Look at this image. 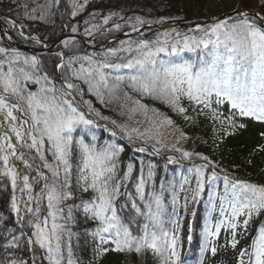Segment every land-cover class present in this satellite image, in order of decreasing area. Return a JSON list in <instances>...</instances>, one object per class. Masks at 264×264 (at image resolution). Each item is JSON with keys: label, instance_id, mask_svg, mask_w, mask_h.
Returning <instances> with one entry per match:
<instances>
[{"label": "snow or ice", "instance_id": "6c2138e0", "mask_svg": "<svg viewBox=\"0 0 264 264\" xmlns=\"http://www.w3.org/2000/svg\"><path fill=\"white\" fill-rule=\"evenodd\" d=\"M11 4L19 10L17 16L0 19L18 29L25 40L40 44L38 37L25 32L22 20L52 22L62 0H11ZM88 5L89 0H69L71 18L83 13ZM258 7L261 11L236 8L234 17L213 18L214 22L197 24L189 33L172 29L152 40L122 41L120 47L99 54L73 52L65 56L60 51L55 54L58 62H54L51 73L36 55L0 46V176L11 181L10 207L19 225L15 229L6 224L7 217L0 216V228L4 229L0 264H82L73 246L75 239V249L80 247V233L74 228L81 218L85 224L94 225L83 231L91 237L95 260L110 251L137 255L150 251L158 264H183L177 247L183 219L180 209L186 214L190 202L198 203L206 184L203 236L205 240L218 237L224 226L231 232L229 243L235 249L240 243L237 236L248 231L253 216L264 213V185L226 174L219 189L213 184L218 174L209 157L177 147L187 139L184 132L175 127L171 117L149 108L136 96L159 101L185 120L192 119L190 110L204 114L207 109L213 120L222 124L227 120L233 128L246 127L235 124L237 114L264 123V0H258ZM116 15L101 14V23H92L97 13H89L84 34L110 30L106 26ZM151 23L136 16L130 27L139 33ZM120 27L114 24L115 29ZM71 31L76 33L78 27L73 25ZM60 43L69 51L77 47L72 38ZM30 85H35V90ZM86 94L95 96L102 105H106V95L108 103L121 101L120 115L126 110L129 121L137 114L144 117L135 126L113 119V127L104 129L112 137L119 134L133 144L139 142L136 151L159 154L168 149L180 153L183 159L195 155L204 161L194 166L195 185L191 186L188 177H183L179 186L174 179L161 177L157 189L154 166L141 163L133 185L135 195L128 191L135 166L129 161L121 173L123 148L107 140L100 142L94 131L100 126L90 115L105 121L109 117L84 99ZM185 100L189 107L184 106ZM225 104L232 115L221 120L219 109ZM145 121L148 126L141 128ZM164 128L179 133L175 144L165 143ZM176 162L168 157V163ZM209 168L213 169L211 174L206 171ZM18 186L19 200L15 194ZM180 192L185 193L182 206ZM165 193L170 197L168 202ZM216 211L221 219L213 231L210 220ZM192 215H196L194 209ZM17 230L20 235L15 234ZM37 247L42 254H36ZM206 250V244H202L200 264ZM210 251L214 256L217 248L212 246ZM237 264H264V221L250 243L240 249Z\"/></svg>", "mask_w": 264, "mask_h": 264}, {"label": "trees", "instance_id": "16d2710c", "mask_svg": "<svg viewBox=\"0 0 264 264\" xmlns=\"http://www.w3.org/2000/svg\"><path fill=\"white\" fill-rule=\"evenodd\" d=\"M20 2H24V0H20ZM206 4V0H89V5L86 10L73 19L70 16L69 0H62V6L53 17L52 22L30 21L27 19L22 20V22L25 24V32L38 37L42 41L40 44L33 43L30 40H25L19 35L18 29H13L10 25L5 23L3 19H0V24L2 28L8 30L15 42H18L20 45L25 47L41 49L44 45H51L64 36H78L87 40H92L96 43L108 41L112 39V37L114 38V36L121 34L123 35L124 33L132 31L130 23L134 22V18L136 16H140L146 21H151V24H199L208 19V14L206 12L208 10ZM9 7L12 8V11H9ZM18 11L19 10L16 8V5L11 4V0H0V17L11 16L12 18H15ZM258 11H261V9L258 8ZM93 12L97 13V16L94 20H92V23H101V14L108 15L110 13H116L117 15L113 16L109 22V25L106 26V28L110 30L101 29L100 32H95L92 36H86L84 34V29L87 26L84 24V20L88 19L89 13ZM20 14L22 17V12ZM120 17H124L125 19L122 20ZM129 17H132L133 20L129 21L127 19ZM117 23L121 25L119 30L114 28V24ZM73 25L78 27V31L76 33L71 31V27ZM171 30L172 29L154 31L145 30L137 35H134L132 38L114 42L111 48L120 47L122 41H135L139 39L152 40L155 39L158 34ZM176 30L183 34L189 33L193 29L184 30L182 28H178ZM74 43L77 45V47H73L71 51L62 47L61 44H58L57 47L52 49L50 53L43 55L31 54L22 50L19 51L27 55H36L42 60L45 69L50 73L53 70L54 62H58V57H56L55 54L59 52V50L63 51L65 56L71 55L73 52L78 54L101 53L99 50L87 49V47L79 40H74ZM0 46L2 45L0 44ZM140 98L142 99V102L147 104L150 108L158 109L162 113L171 117L175 121V127L180 131H183L187 137V139L181 140L180 143L177 144V147H181L182 149L185 147L184 150L191 153H200L202 155L208 156L215 165L214 170L218 176L223 177L227 174L236 180L264 185V150H261V146H264V136H262L261 133H264V130L250 131L246 117H241L239 115L234 117L235 124H244L246 125L244 128H233L229 125L227 120H224V118L221 117V120H224V123H221L220 125H222L224 130V146H226V155H224L226 172L225 174H222L216 167V158L214 157L215 137L213 136V133L217 123L216 120L211 118V113L208 112L207 109H205L204 114H198L199 110H197V112H192L190 110L188 115L192 117V119L185 120L183 116L178 115L175 112H171L166 107H161L159 101L152 100L147 97ZM84 99L91 100L93 107L96 108L102 116L109 117V121H105L99 119L94 114L90 115V118L96 120L97 124L100 126L99 128L94 129L99 137L100 142L107 140L111 143H116L123 148V151L120 155L121 173L129 161L134 164L135 167L132 174V179L128 185V191L132 192L133 195H135V189L133 185L136 183L140 175L141 163L144 165L151 163L154 166L156 171L155 185L157 189L159 188L161 177H165L167 180L174 179L177 182V186H179V182L187 175L190 166H193L194 168L195 165L204 163V161L195 155H193L191 159H183L180 153L170 151L168 149H162L159 154H150V152L141 153L136 151L135 148L139 146V142H137V144H133L126 138L122 139L119 134L116 137H112L104 130L105 126L108 128L113 127L110 123V120L113 119L117 120L118 123H127L132 125V122L127 120L126 115H120L121 101L113 100V102L108 103L107 95L105 96L106 105H102L95 96L88 94L84 96ZM184 106L189 107V104L186 100L184 101ZM83 110L87 112V107L84 106ZM228 116L229 115H226L225 117ZM140 127L142 128V125H140ZM116 131L119 133L118 129H116ZM177 134L179 135L178 132ZM178 135L174 138H177ZM165 143L168 145L175 144L176 139L170 143ZM169 156L174 157L177 162L171 164L168 163ZM49 159H51V157H49ZM17 164L21 171L27 173V169H25L22 164L19 162H17ZM146 170L147 169H145V171ZM206 171L208 174H211L213 169L209 168ZM31 174L35 175L34 172ZM20 183L22 184V181H20ZM207 187L208 186L206 184V191L203 194L201 200L198 203L193 204L191 210V222L190 225L187 226V230H185V235L187 237L191 236V239L190 241H185L183 244V251H181V261L183 264H196V247L200 242L199 240L207 211ZM36 190L38 191L39 189L37 188ZM15 194L19 200L21 197L19 186L17 187ZM12 195L13 189L11 186V181L7 177L0 176V216L8 218L6 220L7 225L12 226L15 229H19V225L16 224V216L11 211L10 207ZM24 198L26 199V195ZM165 198L166 202L170 200V197L167 193H165ZM193 209L196 212L195 216L192 215ZM91 227H94V225L85 224L81 218L79 226L74 228V231L80 233V247L79 249H75V239L73 240V246L78 257L82 261V264H89V262H91V264H158V259L150 251H146L142 255H137L134 252L128 254L110 251L104 256L100 257L98 260H95L93 258L94 245L91 242V237L85 236L83 231L85 228ZM168 227L171 229V225ZM3 231L4 229L0 228V243H3ZM24 231L27 232L28 229L25 228ZM15 234L20 235V232L17 230ZM237 239L240 240L238 236ZM24 243H26V240ZM23 246L24 244H22V247ZM107 247H109V245H107ZM235 249H233V251H235ZM36 254H42L38 247ZM3 255V250L0 249V256ZM30 256L31 254L29 253L25 258L29 259ZM216 260V257H214L212 264H218Z\"/></svg>", "mask_w": 264, "mask_h": 264}, {"label": "rangeland", "instance_id": "374dc122", "mask_svg": "<svg viewBox=\"0 0 264 264\" xmlns=\"http://www.w3.org/2000/svg\"><path fill=\"white\" fill-rule=\"evenodd\" d=\"M207 1V14H208V19H211L213 17H217V16H221L224 15L225 13H230L232 11H234V9L236 8H242V9H247L249 11L252 12H257L258 11V0H206ZM81 2H83V0H81ZM6 41L7 43L15 46V47H21L22 45H20L18 42H15V40L11 37V35L9 34L7 29L1 28L0 31V43L3 41ZM32 41V40H30ZM33 43H36L35 41H32ZM114 44V43H113ZM113 44H109L106 47H103L102 49H98L99 52H104L106 51L108 48H111L113 46ZM49 47V45H47ZM61 46L63 47V45L61 44ZM31 48V47H30ZM30 87L32 88V90H35V85H30ZM136 95V94H134ZM137 99H141L140 96H136ZM161 107L163 108H168L166 105H164L163 103H159ZM150 108V107H149ZM121 109V108H120ZM171 112H173L170 108H168ZM121 111V110H120ZM219 111L222 113V118H225L226 115H232V111H230L229 106L228 105H223ZM161 112V111H160ZM162 113V112H161ZM127 117V112L125 110V114ZM149 115H152L151 113H149ZM237 115H235V117H237ZM247 119V123L249 126V130L250 131H263L264 130V123L261 122H257L252 120L251 118L246 117ZM128 120V119H127ZM144 120V117L137 114L134 117V120L131 121L132 125L131 126H135V122L136 121H142ZM217 126L214 129V137H215V141H214V147H215V158H216V167L218 169L219 172H221L222 174H225L226 172V165H225V156L226 155V146H224V136H223V128L221 122L219 120H216ZM142 125V128L147 127V121H145ZM163 132V137L165 142H172L174 141L178 134L177 132H175V129L173 128H164L162 129ZM185 149V147H183ZM190 169H193V172H189L187 173V175L185 177H188L190 182H191V186L195 185V174H194V168L193 166H190ZM223 177L222 176H218V179L216 181L213 182V184L215 186H218L219 189L223 188ZM189 185H185V188H188ZM185 193L184 192H180V205H183V198H184ZM193 207V203H189L188 205V212L185 214L183 212V209L181 207L180 209V215L183 217V219L180 222V228H179V232H178V236H179V240H178V251L180 253V258L182 257V252L183 251V244L185 241H190V239H188L189 237H187L185 235V230H187V226L190 225L191 222V210ZM217 207H218V201H217ZM206 219V216H205ZM205 219H204V223H203V228H202V232H201V237H200V242L197 245V250L195 253V257H196V264H200V259H201V246L202 244H206V247L208 250H206L203 253V264H212V260H214V257H216V261L218 264H237V257L239 254V251L241 248H243L245 245H247L248 243H250L251 241V237L254 236L256 234V229L260 226L261 222L264 221V213H261L259 216H253L252 221L250 223L249 229L246 233L243 234V236L238 235V237L240 238V243L237 245V248L235 249V251H233V248L231 247V245L229 244V241L232 239L231 237V232L229 230H226L224 226H222L221 231L218 235V237H208L207 240H205V237L203 236V229H204V225H205ZM221 219V217L219 216V212H213L212 216H211V220H210V224L212 226L211 230H215L214 229V225L215 223ZM241 221L243 219V217L240 218ZM173 228V226H171V229ZM242 231V229H238V232ZM26 244V243H25ZM196 244V243H195ZM212 246H215L217 248V252L216 254L213 256L210 249ZM109 247H112V245H109ZM195 247V246H193Z\"/></svg>", "mask_w": 264, "mask_h": 264}, {"label": "water", "instance_id": "95a60500", "mask_svg": "<svg viewBox=\"0 0 264 264\" xmlns=\"http://www.w3.org/2000/svg\"><path fill=\"white\" fill-rule=\"evenodd\" d=\"M250 12H252V11H250ZM229 14H231L232 16H235V12L232 11L230 13H227V14L225 13L224 15L213 17V18H227V16ZM213 18L205 20V21L199 23V25H201V26L208 25V24L214 22ZM196 25L197 24H195V25H191V24H184V25L148 24V25H144L141 28V32L145 31V30H153L154 31V30H166V29H178V28H182L184 30L185 29H194ZM0 31H1V24H0ZM139 33L130 31V32L125 33L123 35L121 34V35H118V36H114V38L112 37V39H110L108 41H105V42H100V43H96L94 41L87 40V39H84V38H81V37H78V36H71V37L70 36H64V37L58 39V41H56L51 46H49L47 48H43L41 50H39V49H30L29 50L28 48H25V47H15V46L7 43L3 39H2L3 41L1 42V44L4 47H9V46L10 47H15L18 50H23V51H26V52H29V53H32V54L43 55V54L49 53L51 49L55 48L60 43V41H62L64 39H68V38H72L73 40L81 41L87 47V49L98 50V49H102L103 47H106L107 45H109L111 43L113 44V42L125 40V39H128V38H132V37H134V35H137Z\"/></svg>", "mask_w": 264, "mask_h": 264}]
</instances>
